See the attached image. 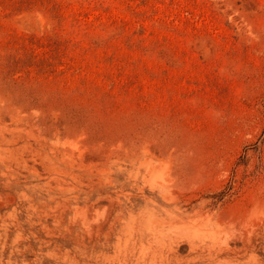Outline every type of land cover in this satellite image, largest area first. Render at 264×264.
I'll return each mask as SVG.
<instances>
[{
  "label": "rangeland",
  "instance_id": "1",
  "mask_svg": "<svg viewBox=\"0 0 264 264\" xmlns=\"http://www.w3.org/2000/svg\"><path fill=\"white\" fill-rule=\"evenodd\" d=\"M209 239L264 244V0H0V264Z\"/></svg>",
  "mask_w": 264,
  "mask_h": 264
},
{
  "label": "bare ground",
  "instance_id": "2",
  "mask_svg": "<svg viewBox=\"0 0 264 264\" xmlns=\"http://www.w3.org/2000/svg\"><path fill=\"white\" fill-rule=\"evenodd\" d=\"M204 245L208 251L206 256L199 254L192 256V254L196 253L198 249V246L194 245L186 255L180 254L179 249L174 250L170 246H162L161 248L159 247L153 249L149 262H147L145 259L140 260V258H137V263L131 262V264H140L141 261L143 264H241L236 262V252L226 251L223 248H218L219 246L214 240L209 239V241L205 242ZM253 249L254 254L252 255V258L256 253L259 258L257 264H264V244H262L259 249H255V246H253ZM222 254H233V256H225L223 259H221ZM131 255L136 256V251L132 252ZM248 264H251V262Z\"/></svg>",
  "mask_w": 264,
  "mask_h": 264
}]
</instances>
